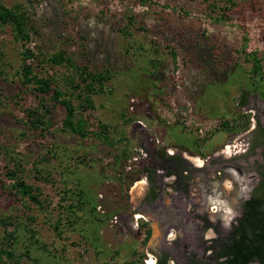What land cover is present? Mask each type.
I'll list each match as a JSON object with an SVG mask.
<instances>
[{
	"label": "rangeland",
	"instance_id": "1",
	"mask_svg": "<svg viewBox=\"0 0 264 264\" xmlns=\"http://www.w3.org/2000/svg\"><path fill=\"white\" fill-rule=\"evenodd\" d=\"M0 2L20 3L32 26L25 44L8 25L0 28V216H9L0 222V247L15 254L2 255L0 264H153L145 224L138 233L130 213L141 186L135 178L142 175L128 167L133 158L116 155L125 146L138 154L145 132L156 133L162 145L192 151H212L240 137L220 121L236 114L241 93L264 98V0H233L220 19L215 17L226 0ZM25 47L35 54V73L55 83L72 72L46 59L56 51L90 69H109L106 88L93 95L94 107L83 114L108 122L114 138L126 139L107 145L65 132L63 107L35 84L21 82ZM253 53L260 58L258 73ZM39 114L43 123L32 122ZM13 168L37 187L43 207L13 194L7 174ZM67 189H82L85 200L75 203L73 224L63 205L76 195L69 192L63 200ZM214 233L206 231L219 232ZM210 242L203 240L204 246ZM209 252L199 257L210 261ZM172 258L170 264L182 263Z\"/></svg>",
	"mask_w": 264,
	"mask_h": 264
},
{
	"label": "flooded vegetation",
	"instance_id": "2",
	"mask_svg": "<svg viewBox=\"0 0 264 264\" xmlns=\"http://www.w3.org/2000/svg\"><path fill=\"white\" fill-rule=\"evenodd\" d=\"M236 107L223 128L240 137L212 151L177 150L160 144L156 133L145 132L139 136L140 152L130 153L134 161L128 167L142 175L135 178L141 186L130 213L136 215L138 233L145 224L153 264L164 258L170 264L172 257L181 264L215 262L216 239L228 233L247 200L263 195L264 98L255 91L241 93ZM208 230L219 233L206 235ZM204 239L210 244L204 246ZM205 249L212 260L199 257ZM185 253L190 254L183 259Z\"/></svg>",
	"mask_w": 264,
	"mask_h": 264
},
{
	"label": "trees",
	"instance_id": "3",
	"mask_svg": "<svg viewBox=\"0 0 264 264\" xmlns=\"http://www.w3.org/2000/svg\"><path fill=\"white\" fill-rule=\"evenodd\" d=\"M230 2L233 3V0L224 2L222 11L218 17H215L216 19L227 17L230 8L228 4ZM5 25L10 27L14 39L19 40L22 44H25L30 39L32 26L29 21V15L26 10L22 9L20 3L8 6L0 2V28ZM171 53L173 57L176 56L175 51L172 50ZM34 56V52L29 47H25L20 51L21 63L18 72L21 76V82L24 85L28 83L35 84L39 92L48 94L55 103L63 107L64 117L61 121V127L65 132L74 134L80 139L94 137L107 145H114L126 139L125 134L114 138L115 133L113 132L116 130L113 131V127L108 122L101 119L93 122L83 114V111L94 107L93 95L103 92L106 88V83L112 76L109 69H90L87 64L75 61L64 50L56 51L46 59L51 64H61L69 67L72 72L67 71L62 77L61 83H55L52 76H39L35 73L31 62ZM252 58L254 59L253 71L258 73L260 58L255 53H253ZM0 72L3 71L0 70ZM74 99L78 100L77 104H75ZM31 111L37 112V110ZM40 116V114L36 115L32 122L43 123ZM220 123L223 127H226L230 124V120L224 119ZM240 128L236 127V129ZM129 156L130 152L125 146L122 152L116 155V159ZM7 174L9 179L12 180L13 194L17 198L32 201L39 207H43L42 200L39 197V190L36 186L27 182L22 175L18 174L17 168L8 169ZM69 192L76 196L67 201V204L63 205V207L69 206L70 211L67 219L73 224L76 221L74 207H79V204L76 205L75 203L83 204L85 200L82 189L77 192L72 189L64 190L66 197L63 195V200H69ZM0 222H9V216H0ZM53 226L59 233L61 232L58 223H54ZM147 237L148 233L146 232L143 239L146 240ZM213 247L215 249L213 254L215 262L194 260L191 264H264V192L263 195L253 196L245 202L242 214L237 217L226 235L216 239ZM4 254L10 258L15 257L12 250L0 247V258ZM121 264L128 263L122 262ZM158 264H167L165 258L160 259Z\"/></svg>",
	"mask_w": 264,
	"mask_h": 264
},
{
	"label": "bare ground",
	"instance_id": "4",
	"mask_svg": "<svg viewBox=\"0 0 264 264\" xmlns=\"http://www.w3.org/2000/svg\"><path fill=\"white\" fill-rule=\"evenodd\" d=\"M138 187H139V186H137V185H136V186L134 187V190H137V189H138Z\"/></svg>",
	"mask_w": 264,
	"mask_h": 264
}]
</instances>
